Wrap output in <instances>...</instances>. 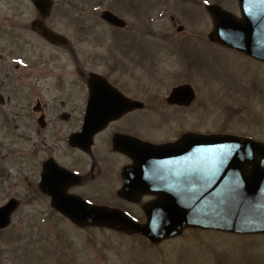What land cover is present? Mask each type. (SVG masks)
Returning a JSON list of instances; mask_svg holds the SVG:
<instances>
[{"label":"flooded vegetation","instance_id":"1","mask_svg":"<svg viewBox=\"0 0 264 264\" xmlns=\"http://www.w3.org/2000/svg\"><path fill=\"white\" fill-rule=\"evenodd\" d=\"M263 1L245 0L249 45L253 40L257 45L262 44ZM18 2L21 8V0ZM208 4L241 17L240 0H103L100 5L107 7L125 25L111 26L98 12L90 16L86 26H75L78 29L75 31L90 36L97 24L113 33L114 40L105 42L95 37L89 42L50 43L32 30L47 50L38 53L35 65L30 68L25 65L19 75H13L11 64L13 57L26 63L29 44L27 21L22 19L24 10L0 11V125L3 129L23 130L25 133H21L20 139L26 143L28 131L35 129L33 139L29 137V140L32 139V144L43 154L39 162L38 188L45 166H51L56 173L60 169L65 174L67 179L62 187L66 185L69 194L93 205L119 210L138 224L146 222L145 207L155 197L141 185L149 180L141 179L135 187L132 182L127 188L134 198L128 199L121 195L129 183L124 172L134 166V157L140 156L139 144L167 146L188 134H204L193 123L188 128V112L195 107L197 97L190 105L186 98L171 97L174 90L189 84L186 78L193 74L194 67L199 72L195 63L186 64V56L195 55L194 46L199 43L192 40L193 37L173 41L170 30L184 34L182 24L195 27L199 18L196 20L194 15L202 18L206 13L208 16ZM5 7L10 5L6 3ZM186 9L191 10L192 17L186 14ZM126 12L133 16L134 25L126 18ZM200 45L226 50L211 42ZM229 51L250 65L264 67L250 55ZM14 69L19 70V66L15 65ZM27 78L36 84L26 83ZM17 80L25 82L21 85L32 91L40 87V98L24 114L10 110L11 96L16 93L12 81ZM200 123L198 120L197 124ZM38 125L44 127L36 129ZM84 125L90 130L100 128L92 138L91 132L84 137L85 141H91L89 147L72 146L70 137L81 132ZM142 157L146 159L147 155ZM135 236L138 240L144 239L138 235L132 237Z\"/></svg>","mask_w":264,"mask_h":264},{"label":"rangeland","instance_id":"2","mask_svg":"<svg viewBox=\"0 0 264 264\" xmlns=\"http://www.w3.org/2000/svg\"><path fill=\"white\" fill-rule=\"evenodd\" d=\"M6 3L10 7L6 8ZM98 3L100 0H53L51 16L46 23L69 42H89L95 37V40L110 42L114 40L113 33L104 26L96 24L90 36L75 31H78L77 25L86 26L91 13L96 15L105 8L98 10ZM21 4L20 8L18 0H0V11L24 10L22 19L28 23L29 44L25 64L30 68L35 65L38 53L46 51L47 46L29 29L30 23L37 18L31 0H21ZM185 12L192 17L190 9ZM125 14L134 25L133 16ZM194 16L196 20L199 18L197 25L182 24L184 34L170 30L173 41L193 37L192 40L199 43L194 46L196 54L186 56V64L195 63L199 70L194 67L193 74L186 78L197 97L195 107L188 112V128L193 123L204 133L226 130L264 142V67L250 65L235 53L200 45L207 43L211 23L205 13L202 18ZM17 58H12L13 75L24 71L21 65H18L19 70L14 69L22 62L16 61ZM27 79L26 83L36 84ZM24 83L12 81L16 93L12 94L10 105V110L23 114L40 98V87L32 91L22 86ZM33 132V128L28 131L32 139ZM19 135L20 129H3L0 125V171H5L4 177L0 175V207L9 198L19 202L10 225L0 231V264H264V236L185 230L180 236L151 249L145 247L142 240L129 239L128 235L110 229L74 226L52 213L48 199L31 191V182L37 178L43 154L32 144V139L26 143Z\"/></svg>","mask_w":264,"mask_h":264},{"label":"water","instance_id":"3","mask_svg":"<svg viewBox=\"0 0 264 264\" xmlns=\"http://www.w3.org/2000/svg\"><path fill=\"white\" fill-rule=\"evenodd\" d=\"M32 2L42 16L49 14L51 0ZM240 2L243 7L240 21L217 6L209 7L214 22L210 37L222 46L264 61V44L261 48L254 43L249 45L245 40V0ZM111 17L108 16L110 23L122 25L117 18ZM36 28L51 42H65L40 24ZM171 97L187 98V104L194 98L190 87L174 90ZM97 128L100 127L91 130L89 127L88 132H96ZM86 132L82 133L83 136ZM78 137H71V144H81ZM139 149L140 156L134 157V166L124 172L129 183L121 195L134 198L127 187H131L132 182V187L137 186L136 182L141 179L149 180L141 187L157 199L145 207L147 222L143 225L128 220L118 211L90 206L78 198L66 196L62 185L67 178L60 169L56 173L55 168L46 166L41 189L52 198L55 210L77 225L108 226L136 232L152 243L179 235L185 228L233 234L264 233L263 143L230 135H189L172 145L142 143ZM16 207L17 202L11 200L0 208V229L9 225Z\"/></svg>","mask_w":264,"mask_h":264}]
</instances>
